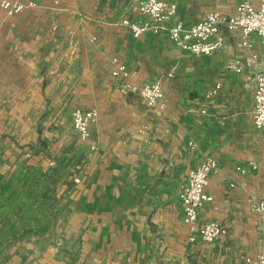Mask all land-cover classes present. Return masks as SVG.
<instances>
[{"label":"crops","instance_id":"1","mask_svg":"<svg viewBox=\"0 0 264 264\" xmlns=\"http://www.w3.org/2000/svg\"><path fill=\"white\" fill-rule=\"evenodd\" d=\"M34 1L36 8L13 17L0 8V264H244L256 257L264 227L248 199H264V129L253 122L261 38L240 47L241 33L223 30L222 48L196 56L167 33L136 39L121 26L124 18L148 19L130 9L140 0ZM162 1L178 6L169 26L191 27L211 11L235 15L243 0ZM252 55L260 60L246 67ZM114 58L127 63L128 79L114 78ZM231 62L243 70L229 69ZM158 81L164 109L123 88ZM217 84L219 94L207 99ZM78 108L99 112L88 142L73 129ZM207 158L219 173L210 178L213 201L200 209L199 226L215 221L229 234L189 244L181 189Z\"/></svg>","mask_w":264,"mask_h":264},{"label":"built area","instance_id":"2","mask_svg":"<svg viewBox=\"0 0 264 264\" xmlns=\"http://www.w3.org/2000/svg\"><path fill=\"white\" fill-rule=\"evenodd\" d=\"M48 1L54 6L60 4L59 0ZM256 2L257 4L255 0H243L237 8V13L233 16L211 11L200 22L191 27H186L179 21L172 26L168 25V22L176 18L178 14L177 4L162 0H140L133 3L130 9L148 19L134 21L124 18L120 25L129 29L136 39L148 33L155 35L167 33L177 47L196 56H210L222 48L227 39L222 32L223 30L230 33L240 32L241 40L238 43L240 47H252L250 38L254 34L261 38L264 47V0H256ZM36 7L37 3L34 0H0V8L10 17L20 15ZM259 60V55H252L245 59L244 65L255 68ZM113 64L115 66L114 78H129L130 71L125 61L114 58ZM244 65L240 62H231L228 68L241 72ZM253 80V122L258 130H262L264 129V71L254 73ZM123 88L139 96L149 107L165 108L163 103L165 94L160 81L143 87L125 83ZM221 89V84H217L206 94V98L211 99L217 96ZM72 116L75 133L82 142H88L92 137L91 125L98 121V110L78 108ZM252 169H256V167L252 166ZM238 170L243 174L246 172L242 168H238ZM218 173L217 161L213 158H207L197 168L190 171L186 184L182 186L180 199L184 208V223L190 230L189 244L201 242L210 245L229 234L225 226L215 221L199 226L200 209L213 201V197L207 192L210 178ZM74 182L79 183L80 179L75 178ZM234 186V183L230 184V187ZM248 204L251 212L260 217L264 227V199L251 197L248 199ZM244 264H264V232L259 254L256 257H246Z\"/></svg>","mask_w":264,"mask_h":264}]
</instances>
